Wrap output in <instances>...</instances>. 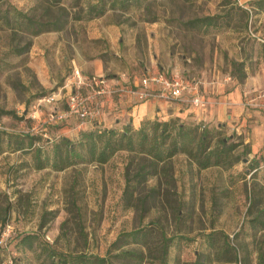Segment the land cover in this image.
I'll use <instances>...</instances> for the list:
<instances>
[{"label": "rangeland", "instance_id": "obj_1", "mask_svg": "<svg viewBox=\"0 0 264 264\" xmlns=\"http://www.w3.org/2000/svg\"><path fill=\"white\" fill-rule=\"evenodd\" d=\"M86 1H0L1 11L11 6L36 20L58 18L63 22L57 30L38 34L0 25V110L14 111L0 114L3 129L38 132L45 123H54L48 120L51 113L63 110L64 104L60 100L43 102L39 97L50 90L63 95L62 85L74 67L107 79L115 74L119 83L123 77L131 81L148 74L151 65L155 72L176 70L200 81L227 75L238 80L232 64L238 61L244 63L245 78L264 74V0H148L140 8L108 9L98 17L77 19ZM238 7L247 10V21ZM228 12L221 26L186 22ZM16 49L25 51L18 54ZM85 93L92 91L88 87ZM99 96L101 115L91 122L106 112L107 94ZM120 98L118 94L111 97L110 108L117 109L123 101ZM66 119H62V128L69 124ZM210 127L216 130L218 126ZM220 132L233 134L228 142L242 141L234 129L222 127ZM61 135L69 133L51 125L45 139L50 145ZM2 145L0 219L4 207L11 209L5 226L0 225V264H14L13 257L22 264L28 259L37 263L31 251L17 244L29 232L39 233L60 249L83 248L110 257L114 264H127L117 262V250L111 244L119 234L148 222L175 237L167 264L207 259L205 234L215 230L229 235L238 247H247L240 254L250 251L251 264L256 262L257 245L264 246V228H252L248 214L250 208H264L263 146L252 151L250 143L242 141L227 163L207 168H198L186 154L179 153L139 185L128 206L125 172L131 156L126 151L117 152L102 165L80 163L53 170L34 168L33 148L13 151ZM255 160L259 167L254 172ZM140 162V158L134 160L130 175ZM78 221L86 233V243L77 233ZM210 264L235 263L214 260Z\"/></svg>", "mask_w": 264, "mask_h": 264}, {"label": "trees", "instance_id": "obj_2", "mask_svg": "<svg viewBox=\"0 0 264 264\" xmlns=\"http://www.w3.org/2000/svg\"><path fill=\"white\" fill-rule=\"evenodd\" d=\"M50 1L58 4L62 0ZM147 1L87 0L83 6L84 8L82 7L83 13L78 14L76 18L91 19L105 14L108 9L128 11L132 8L142 7ZM238 10L247 16V21V10L239 7ZM228 15L229 12L224 16L211 14L195 17L186 22L191 26H221L225 24L224 22L227 20L225 17ZM0 25L38 34L43 31L57 30L63 25V22L58 18L46 21L36 20L10 6L6 7L4 11L0 10ZM262 46L264 48V43ZM24 51L25 49H16L18 54ZM232 64L233 74L237 75L239 81H243L247 76L244 63L238 61ZM49 93H52V90L43 96ZM13 113L12 110H0V114ZM23 117L24 115L19 118L22 119ZM72 118L77 120V125H80L81 119L79 117L76 115L67 116L68 121ZM29 120L31 121V119ZM63 122L61 119L54 121V123H45V127L38 132L6 130L0 126V152L4 151L2 144H5V148L13 151H27L33 148L31 159L34 168L49 167L53 170H62L80 163L102 165L108 162L117 152L126 151L131 156L125 172L124 192L127 196L128 206L131 205L130 200L139 185L147 180L149 176H155L158 167L166 165L175 155L179 153L186 154L197 164L198 168L221 166L227 163L234 150L242 144V141L228 142L233 136L223 135L220 132L222 126H218L214 130L201 122H185L176 117L168 120L145 119L138 126H134L131 122L120 127H106L93 123L91 127H80L77 135H61L58 140L52 141L48 145L49 142L48 139H45V136H47L50 126L55 125V128L59 130L64 126ZM137 158H140L142 162L136 165L134 173L130 175V166ZM258 167L259 162L255 160L251 169L255 172ZM262 179L264 182V168L262 169ZM73 206L77 216H80L76 205L73 204ZM10 209V206L6 210L4 207V215L0 219L1 226H5L6 215ZM248 214L251 215L249 220L252 228L256 226L264 228V208L255 211L250 208ZM77 227L78 235L86 243V233L80 221H78ZM61 234L66 236L67 233L63 231ZM174 238V235H168L165 230L159 228L154 222H148L146 225L119 234L111 244V248L117 250L114 255L117 262L167 264L169 248ZM205 243L209 249L207 259L198 258L192 264H210L214 260L225 263L251 264L249 261L250 251L247 250L244 255L240 254V250L247 249V247H238L232 242L229 235L222 231L215 230L205 234ZM17 244L24 250L31 251L33 258L37 261V263H34L28 259L27 264H114L110 257L96 255L83 248L71 251L60 249L37 232L25 233L19 238ZM129 244L133 247H124ZM256 251L255 264H264V246L257 245ZM13 260L15 261L14 264H22L18 262L16 257H13Z\"/></svg>", "mask_w": 264, "mask_h": 264}, {"label": "crops", "instance_id": "obj_3", "mask_svg": "<svg viewBox=\"0 0 264 264\" xmlns=\"http://www.w3.org/2000/svg\"><path fill=\"white\" fill-rule=\"evenodd\" d=\"M155 71L156 67L151 65L147 73ZM112 76L114 77L115 74ZM121 80L129 85H136L138 78L129 81L128 78L126 80L123 77ZM193 80L209 99L208 105L204 108L193 107L187 98H152L136 101L133 97L123 95L120 98L123 101H119L117 109L110 108L111 103L108 102L105 106L106 112L99 120L89 121L81 126L77 125L76 120L72 118L67 121L71 124L59 130L68 132L71 136L77 135L80 127H91L93 123L106 127H120L131 122L134 126H138L145 119L168 120L177 117L185 122H201L208 126L216 125L234 129L244 143H250L252 151L264 147V108L256 105V101H252L254 100L253 90L264 87V74H259L257 77L249 76L243 81H238L230 75L210 81Z\"/></svg>", "mask_w": 264, "mask_h": 264}, {"label": "built area", "instance_id": "obj_4", "mask_svg": "<svg viewBox=\"0 0 264 264\" xmlns=\"http://www.w3.org/2000/svg\"><path fill=\"white\" fill-rule=\"evenodd\" d=\"M116 78H105L103 76H90L74 67L69 77L63 83L65 90L63 95L52 91L41 98L40 101L52 103L60 100L64 104L63 110L51 113L49 121H58L68 115H76L81 119L80 125L96 119L101 115V102L98 97L101 94H107V101L118 94L122 97H133L136 101L146 99L164 98V99H188L189 103L195 108H204L208 105V97L202 93L196 82L177 72L164 73L153 72L143 75L137 81L136 85H129L122 81L121 84ZM90 89L89 95L85 89ZM256 105L264 107V87L253 90ZM105 106V105H104Z\"/></svg>", "mask_w": 264, "mask_h": 264}]
</instances>
